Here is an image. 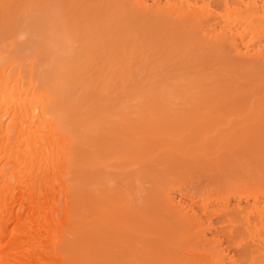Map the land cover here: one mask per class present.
Segmentation results:
<instances>
[{
	"label": "bare ground",
	"instance_id": "obj_1",
	"mask_svg": "<svg viewBox=\"0 0 264 264\" xmlns=\"http://www.w3.org/2000/svg\"><path fill=\"white\" fill-rule=\"evenodd\" d=\"M0 264H264V0H0Z\"/></svg>",
	"mask_w": 264,
	"mask_h": 264
},
{
	"label": "rangeland",
	"instance_id": "obj_2",
	"mask_svg": "<svg viewBox=\"0 0 264 264\" xmlns=\"http://www.w3.org/2000/svg\"><path fill=\"white\" fill-rule=\"evenodd\" d=\"M182 163H183V162H182ZM182 163H178L177 166L179 165V167L181 166V167H180L181 169H184V168H185V169H188V170H189V168H186V166H184V167L182 168V165H184V163H185V165H187V166L190 165V164H192L191 167H193L194 171H195V169H197V171L201 174L200 176H198V177H201V178H199V180L196 179V177L194 176L193 178L196 179V181H194V179H193V178H190V176H188V175H189L190 173H193V175H196L197 172H193V171H191L192 169H190L191 172H190V171H189V172H183V171L180 169V171H182L181 173L183 174L182 178L184 177L186 180H188V181H185V182L187 183L188 186H191V187H193V188H196V187H194V186H197V187H198L199 185L205 186V185H204V182H206V180H208V177H210V179H213V180H214L213 184L215 183V181H217V180L220 179L219 177H221V176L219 175V174H221V171L219 172L218 169H217V171L219 172V173L217 172L218 174L216 173V171H212L214 168H215L214 170H216V167L212 168V170H211V167H210L209 169H207V168H206V169H205V168L202 169V167L200 166V164H197V163H196V164L191 163V162H184L183 164H182ZM188 163H190V164H188ZM177 166H176L175 170H176L177 168H179V167H177ZM191 167H190V168H191ZM194 167H195V168H194ZM174 172H175V171H174ZM176 173H178L177 170H176ZM181 173H180V172L178 173L179 176H180ZM184 173H185V175H184ZM186 173H188L187 176H186ZM194 173H196V174H194ZM178 174H177V175H178ZM182 174H181V175H182ZM190 175H191V174H190ZM218 175H219V176H218ZM179 176H178V178H180V180L183 182L184 179H182V178L179 177ZM185 176H186V177H185ZM206 177H207V179H206ZM187 178H188V179H187ZM203 178H204V180H202ZM189 179H190V180H189ZM191 179L193 180V182H190V181H192ZM199 181H200V182H199ZM210 181H211V180H210ZM192 183H193V184H192ZM195 183H196V184H195ZM208 183H209V182H208ZM211 183H212V181H211ZM197 184H198V185H197ZM205 184L207 185V182H206ZM208 186H210V185H208ZM180 193H181V192H179V191H175L174 194L177 196L176 200H178V198H179L180 196H181V197L183 196L182 193H181V194H180ZM158 251H161V250H158ZM154 252H156V251H154ZM162 253H165V251L162 250ZM162 253H161V254H162ZM166 253H167V252H166ZM166 253H165V254H166ZM165 254H162L159 258H160V259H161V257H164V258H165V256H163V255H165ZM151 255H153V254L151 253ZM151 255L148 256L149 258H148L147 256H146V257L150 260V259L152 258ZM155 255H156V253H155ZM157 255H158V254H157ZM150 257H151V258H150ZM154 258H158V256H157V257L154 256ZM154 258H153V259H154ZM159 258H158V260H159ZM164 258H163L162 260H164ZM158 260H157V261H158ZM152 261L155 262V259L152 260ZM159 261H161V260H159ZM150 262H151V260H150Z\"/></svg>",
	"mask_w": 264,
	"mask_h": 264
}]
</instances>
